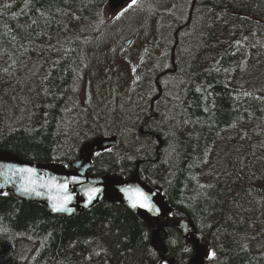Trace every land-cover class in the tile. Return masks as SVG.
<instances>
[{
  "label": "trees",
  "instance_id": "trees-1",
  "mask_svg": "<svg viewBox=\"0 0 264 264\" xmlns=\"http://www.w3.org/2000/svg\"><path fill=\"white\" fill-rule=\"evenodd\" d=\"M107 2L0 0V150L70 168L92 143L90 173L127 179L137 170L173 218L194 221L208 264H264V0H139L172 29L168 54L145 55L133 99L67 111ZM175 32V70L159 77L150 117ZM117 119L124 127L113 132ZM143 122L152 131L144 148ZM97 137L116 141L99 149ZM150 235L122 203L100 201L68 218L0 193V264L20 250L31 264H156ZM161 235L175 263L189 260L193 246L178 227Z\"/></svg>",
  "mask_w": 264,
  "mask_h": 264
},
{
  "label": "water",
  "instance_id": "water-1",
  "mask_svg": "<svg viewBox=\"0 0 264 264\" xmlns=\"http://www.w3.org/2000/svg\"><path fill=\"white\" fill-rule=\"evenodd\" d=\"M126 1L108 0V4L112 9H116ZM175 44L171 55L172 65H174ZM173 70H175L174 66L171 71ZM156 79L158 92L151 100V110L154 100L162 91ZM157 138H159L158 135ZM94 143L99 149L115 144L113 139H97ZM89 168L90 161L86 147L82 149L79 158L71 164L70 168L56 162H30L16 154L0 150V193L9 192L17 200L38 203L51 214L68 218L79 211L91 208L100 201L122 203L149 228L150 245L158 254L156 264H177L174 259L167 256V246L164 236L161 235L164 228L168 226H177L186 242L193 246L194 252L184 264H208L205 262L208 247L199 239L194 221L189 216L182 219L173 218V209L166 201L165 195L161 190L151 188L144 183L137 170L129 179H124L110 174L93 176L88 173ZM23 169L33 171H22ZM93 189L100 191L89 200V193ZM124 189H139L144 192L149 197L151 207H132L129 193L123 191ZM160 218L164 221H160Z\"/></svg>",
  "mask_w": 264,
  "mask_h": 264
},
{
  "label": "rangeland",
  "instance_id": "rangeland-1",
  "mask_svg": "<svg viewBox=\"0 0 264 264\" xmlns=\"http://www.w3.org/2000/svg\"><path fill=\"white\" fill-rule=\"evenodd\" d=\"M138 1L129 7L131 0H128L125 5L114 11L106 6L103 28L88 51L85 65L79 71L76 82L72 84L70 101H64L67 111L78 108L82 112L87 106L93 111L102 108H95L93 104L104 106L107 101L112 102L113 98L133 99L132 89L138 79V66L145 55L149 53L154 58L157 54H168L171 45L169 34L172 29L167 28L165 23L163 26L160 18H156L152 11L143 10L146 6L138 7ZM171 93L169 91V94ZM163 103V98L157 101L156 110L160 109ZM167 112L166 109L163 113ZM85 113L89 112L85 111L83 115ZM133 124L131 118L127 128H132ZM123 127L121 120L117 119L110 128L117 132ZM130 134L131 132H126L123 140L126 141ZM145 135L143 134L144 137L139 142L143 148L149 146ZM85 147L88 154L96 149L92 143ZM139 162L140 160H137V163ZM1 264H31L30 255L26 250H20Z\"/></svg>",
  "mask_w": 264,
  "mask_h": 264
},
{
  "label": "snow or ice",
  "instance_id": "snow-or-ice-1",
  "mask_svg": "<svg viewBox=\"0 0 264 264\" xmlns=\"http://www.w3.org/2000/svg\"><path fill=\"white\" fill-rule=\"evenodd\" d=\"M136 4V0H131V3L129 4V7H132ZM22 171H33L32 169H23ZM99 189H93L89 193V200H91L97 192H99ZM123 191H126L129 193V199L132 201V207H143V208H150L151 205L149 203V197L139 189H124ZM70 199V198H69ZM57 210V209H54ZM214 256L215 254L212 253Z\"/></svg>",
  "mask_w": 264,
  "mask_h": 264
},
{
  "label": "bare ground",
  "instance_id": "bare-ground-1",
  "mask_svg": "<svg viewBox=\"0 0 264 264\" xmlns=\"http://www.w3.org/2000/svg\"><path fill=\"white\" fill-rule=\"evenodd\" d=\"M172 49H173V45H172V48H171V50H170V54L172 55ZM151 115H153V108H152V110H150V116ZM145 121H147V119L145 120ZM113 140H114V142L116 141L114 138H113ZM163 144V141L162 140H160L159 141V146L157 147V151H158V149H159V147L161 146ZM102 149V148H101ZM5 151H7V150H5ZM8 152H10V151H8ZM12 153V152H11ZM13 154H15V153H13ZM17 155V154H16ZM18 156V155H17ZM18 157H20V156H18ZM158 157H159V154H158V152H157V159H158ZM21 158V157H20ZM23 159V158H22ZM24 160H26V159H24ZM27 161H30V162H35V161H31V160H27ZM76 161V160H75ZM74 162V161H73ZM72 162V163H73ZM35 163H37V162H35ZM71 163V164H72ZM141 179V178H140ZM142 180V179H141ZM144 183H146L148 186H150L151 188H154V187H152L151 185H149L147 182H145L144 180H142ZM157 189V188H156ZM108 202V201H107ZM112 203V202H111ZM177 227V226H176ZM180 230V229H179ZM197 233H198V231H197ZM200 239V238H199ZM201 240V239H200ZM202 242V241H201ZM203 243V242H202ZM188 244H191V243H188ZM192 245V244H191ZM167 252H168V249H167ZM193 252H194V250H193ZM207 254H208V252H207ZM168 256V255H167ZM169 257V256H168ZM169 258H172V257H169ZM173 259V258H172ZM206 260V259H205ZM206 262V261H205Z\"/></svg>",
  "mask_w": 264,
  "mask_h": 264
},
{
  "label": "flooded vegetation",
  "instance_id": "flooded-vegetation-1",
  "mask_svg": "<svg viewBox=\"0 0 264 264\" xmlns=\"http://www.w3.org/2000/svg\"><path fill=\"white\" fill-rule=\"evenodd\" d=\"M162 112H165V111H162ZM157 113L155 112V111H153V115H149L150 117H157ZM146 122V121H145ZM145 123L143 122L140 126H139V133L142 135V134H144V133H146V132H149V133H152V131L151 130H148V131H144L143 129H142V126L144 125ZM115 139V138H114ZM114 145V144H113ZM112 146V145H111ZM109 147V146H108ZM105 148V147H104ZM121 158H124V157H121Z\"/></svg>",
  "mask_w": 264,
  "mask_h": 264
}]
</instances>
